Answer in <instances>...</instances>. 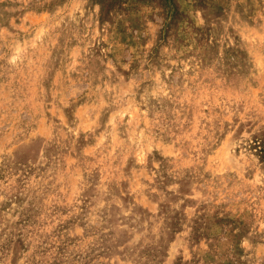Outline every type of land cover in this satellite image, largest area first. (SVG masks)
I'll use <instances>...</instances> for the list:
<instances>
[{"label": "rangeland", "instance_id": "obj_1", "mask_svg": "<svg viewBox=\"0 0 264 264\" xmlns=\"http://www.w3.org/2000/svg\"><path fill=\"white\" fill-rule=\"evenodd\" d=\"M0 264H264V0H0Z\"/></svg>", "mask_w": 264, "mask_h": 264}]
</instances>
